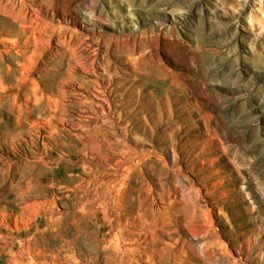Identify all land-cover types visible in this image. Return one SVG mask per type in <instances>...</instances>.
<instances>
[{"label": "rangeland", "instance_id": "rangeland-1", "mask_svg": "<svg viewBox=\"0 0 264 264\" xmlns=\"http://www.w3.org/2000/svg\"><path fill=\"white\" fill-rule=\"evenodd\" d=\"M33 1L44 5L55 29L80 37L87 38L89 28L101 37L155 32L144 60L153 76L146 79L151 106L130 101L143 72L126 60L130 55L114 57L118 67H107L120 75L112 84L116 103L128 99L115 117L129 131L122 135L120 128L113 142L119 143L118 157L131 158L132 173L102 196L108 209L101 219L120 218V203H134L135 212L143 207L153 248L166 252L167 264H264V0ZM94 10L104 14L103 22L93 23ZM21 28L11 32L9 24H0V39L24 37ZM1 42L0 264H132L115 247L116 228L97 226L75 202L76 183L59 182L47 194L53 169L39 158L37 114L22 110L23 86L7 85L16 73L7 71L12 53L4 49L10 43ZM99 61L102 68L109 64L105 56ZM55 76L59 83L67 75ZM71 86L65 89L83 91ZM82 98L78 93L68 99ZM55 144L58 155L50 161L62 160L66 171L112 166L93 158L107 155L103 145L83 158V151L62 153L60 141ZM29 187L42 194L30 199ZM37 200L44 203L32 214L30 202ZM16 215L30 219L19 225L26 230H16ZM206 232L217 240L209 249H203ZM243 243L253 253L240 258Z\"/></svg>", "mask_w": 264, "mask_h": 264}, {"label": "bare ground", "instance_id": "bare-ground-1", "mask_svg": "<svg viewBox=\"0 0 264 264\" xmlns=\"http://www.w3.org/2000/svg\"><path fill=\"white\" fill-rule=\"evenodd\" d=\"M4 1L0 0V24H9L11 30H8L11 32H14L13 29L16 26L22 27L21 30L25 34L24 37L17 35L14 38L0 39L3 45L10 43L6 45L10 48L4 49V52L12 53L5 59L6 66L8 72L16 73L14 80L10 77L7 78V85L23 86L26 91L24 93L26 107H22V110L30 111L29 108H31L37 114L35 137L39 143L40 141L43 143L39 158H42L43 162L53 169L50 176L51 185L45 188L49 192L47 194L52 193L59 182L65 186L76 183L75 202L81 210L91 215V219L97 226L116 228L115 247L118 246L119 252L128 255L132 264H139L144 258H147L151 264L164 263V260L167 264L169 257L166 252L156 253L153 248L154 241L146 228L148 218L144 217L143 207H139L138 212H135L136 205L134 203L130 207L120 203V218L108 221L101 219L100 216L105 214L108 209V207L104 208L100 202L103 199L102 196L120 188L132 173L131 158L124 154V159L118 157L121 151L119 143L113 142V137L119 134L120 128L122 135L129 131V127L123 126L122 122H119L120 119L115 117L117 112L120 113L116 108L127 103L128 99L120 104L116 103L112 84L120 75L111 73L107 67H118L114 57L126 58L130 55L126 60L133 67L140 64V68L143 70L139 78L141 83L134 86L133 93L135 92L137 97L130 101L144 107L151 106L146 96L152 91L146 79L151 80L153 76L147 69L148 64L144 60L147 58L148 39L155 33L154 30L144 29L134 35L124 33L121 36L106 35L101 37L92 31L93 28H89L87 30L90 35L84 38L75 32L67 33L64 28L55 29L48 21L42 3L33 0H7L5 3ZM91 17L94 24L105 20L104 14L98 13L96 10L92 12ZM110 21L109 19L108 24ZM124 30L126 29L124 28ZM56 38H59L58 43L54 45ZM101 56L107 57L109 61V64L104 68L101 67L99 61ZM55 73L57 75L65 73L67 76L59 77L58 83L55 80ZM70 78L72 82H66ZM68 84L72 85L71 87L74 89L78 84V88L83 91L65 89ZM78 93L84 98L69 101L72 95ZM87 95H93L103 100L108 104V107L95 102ZM78 106H83L82 113L75 116ZM72 129L80 132H72ZM55 141H60L59 149L62 153L83 151V158H89L95 146L103 145L106 147L104 152L107 155L103 158L99 156L93 158L97 163L104 162L112 164V166L102 168L82 165L77 169L66 171L62 160L59 162L50 161V158H55L58 155L55 151ZM39 147L40 144H37V148ZM56 172H60V175H57ZM144 175L146 176V174ZM38 186L39 184L34 187ZM80 188L81 193H79ZM29 189L30 199L37 194L39 196L42 194L40 191H34L33 187H29ZM12 195H15L14 191ZM23 198H28V195H24ZM50 202L51 200H47L46 204ZM42 203L44 202L40 200L30 202L29 208L32 207V214L40 212ZM14 221L16 230H26L27 226L20 229L19 225L28 224L30 219L26 220L23 219V216L16 215ZM207 235L208 232L202 235L205 239L203 249L214 247L217 242V240L208 238ZM142 239L144 241H141ZM241 246L243 248H237V253L241 254L240 258H243V253L247 252L248 256L253 253L251 249L244 248L246 247L245 243ZM211 263L217 264L214 261Z\"/></svg>", "mask_w": 264, "mask_h": 264}]
</instances>
